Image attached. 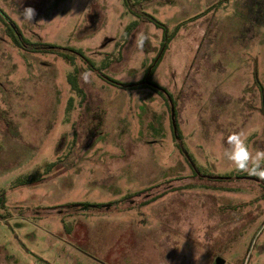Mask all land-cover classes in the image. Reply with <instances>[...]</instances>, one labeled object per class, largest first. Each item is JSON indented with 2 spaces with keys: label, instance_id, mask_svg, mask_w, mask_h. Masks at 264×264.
<instances>
[{
  "label": "rangeland",
  "instance_id": "rangeland-1",
  "mask_svg": "<svg viewBox=\"0 0 264 264\" xmlns=\"http://www.w3.org/2000/svg\"><path fill=\"white\" fill-rule=\"evenodd\" d=\"M217 259L264 264V0H0V264Z\"/></svg>",
  "mask_w": 264,
  "mask_h": 264
},
{
  "label": "trees",
  "instance_id": "trees-1",
  "mask_svg": "<svg viewBox=\"0 0 264 264\" xmlns=\"http://www.w3.org/2000/svg\"><path fill=\"white\" fill-rule=\"evenodd\" d=\"M156 26H160V25L156 24ZM148 81H150V78H148ZM154 86H155V88L159 89L156 85H154ZM71 89L73 91H79L78 86H76V85L72 86ZM92 119H94L96 121V123H95V125L93 126V129H92L94 132H96L100 128L102 120H101L100 117H98V115H93Z\"/></svg>",
  "mask_w": 264,
  "mask_h": 264
},
{
  "label": "water",
  "instance_id": "water-1",
  "mask_svg": "<svg viewBox=\"0 0 264 264\" xmlns=\"http://www.w3.org/2000/svg\"><path fill=\"white\" fill-rule=\"evenodd\" d=\"M214 264H222V261L219 260V259H217V260L214 262Z\"/></svg>",
  "mask_w": 264,
  "mask_h": 264
}]
</instances>
